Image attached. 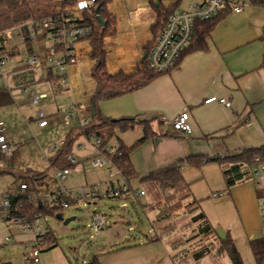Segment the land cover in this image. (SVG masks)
Masks as SVG:
<instances>
[{"label": "crops", "instance_id": "1", "mask_svg": "<svg viewBox=\"0 0 264 264\" xmlns=\"http://www.w3.org/2000/svg\"><path fill=\"white\" fill-rule=\"evenodd\" d=\"M201 1L111 0L107 4V10L114 20L113 29L103 37L108 73H132L141 66L143 53L150 49L160 32V29H156L155 32L152 30V26L156 23L157 6L176 12L191 10L194 4ZM229 1H240L241 10L235 12L231 4L225 6L212 29L203 36L206 45L204 49L198 48L202 38L201 29L197 27L190 46L188 47V43L173 69L156 75L138 90L99 102L98 107L102 115L110 118L133 117L137 121L133 127L136 132L130 141V136L128 138L122 134L119 136L117 132L118 138L125 145H131L142 136L145 123L152 132L151 137L130 153L129 161L138 175L136 177L138 182L139 176L189 156H229L240 154L246 148L264 145V3H253L250 0ZM78 14L81 15L80 12ZM47 39L34 41L30 49L22 40L14 39L10 44L9 59L5 64L0 65V120L7 125L11 147L14 144L22 147L29 140H35L33 136L30 137L32 130L47 135L59 125L67 127L65 137L68 134L77 135L76 123L80 127L81 119L91 120L93 111L88 109V106L95 92V82L91 77L94 60L90 57L92 47L88 39L84 36L74 44L73 48L78 54V59L66 67L65 82H61L60 77L54 81L47 78L49 67L56 72L48 63L33 64L39 65L42 70L43 75L39 80L36 79L35 71L25 65L30 54L44 56L50 45L49 39L45 45ZM22 84L26 85V91L23 90ZM36 89L46 94L38 105L31 102V91ZM210 96L224 97L230 101V106L217 101L205 102ZM72 105H77L79 113L74 112L71 118L66 119L64 114ZM39 109L48 117L49 123L44 127L37 124L36 114ZM184 109L188 111L190 117L189 133H182L163 123V117L171 119ZM84 136L87 140V136ZM87 143L93 147L90 157L94 155L106 157L97 154L95 147L88 140ZM108 143L110 144V140ZM112 144L117 145V142ZM55 145L59 144H54L53 148ZM14 159L13 155L12 160ZM6 161L8 160H3L0 156L1 165L5 166ZM102 167L106 169L108 179L104 182V189L94 186L97 190L105 191L123 184L122 174L111 161ZM8 169L10 172V168ZM109 171L113 172L112 176ZM181 171L185 181L190 183V191L195 198L199 193L200 183L208 186L218 209L214 220L210 214H206L211 225L214 229H220L224 237L229 235L234 240L240 255L242 256V252L251 255L255 264L250 242L261 239V221L259 193L252 177L226 189L221 169L216 162H209L200 167L185 165ZM39 174L41 172H32L31 177ZM36 176L34 179H40ZM131 180L129 181L131 188L143 189L140 182L139 186H133ZM22 182L24 181L19 184ZM15 192L22 191L18 189ZM216 192H221L222 195L213 196L212 194ZM105 199L112 202L109 207L113 223L107 224L108 227L106 225L107 228L103 232L114 229L113 235L116 239H111L112 233L103 234L98 238L100 241L87 247L79 259L71 260L58 249L60 237L49 224H46L47 230L50 229L53 233L52 239H56L58 244L50 246L48 243H42L39 264L196 263L194 262L196 259L191 257L184 261L179 259L180 252L188 243L174 247L158 233L156 228L158 222L155 220L159 219L160 213L152 207L147 194L137 199L117 197ZM105 199L95 201L92 208L95 209V205ZM36 201L39 204L43 202ZM128 202L132 206L135 203H139L141 207L143 205L144 212L156 209L152 218V228L147 230L143 229L144 227L140 228L144 230L142 235L129 233L134 228L133 225L127 230L123 228L125 215L129 214ZM78 208L70 207L59 211L63 217V212ZM68 218L70 221L75 217ZM0 219L4 221L1 217ZM10 232L12 231L7 227H0V246L16 242L25 248L34 243L30 232L15 233L11 240L6 241L5 238ZM216 243H219L218 240ZM2 262L21 264V260Z\"/></svg>", "mask_w": 264, "mask_h": 264}, {"label": "trees", "instance_id": "2", "mask_svg": "<svg viewBox=\"0 0 264 264\" xmlns=\"http://www.w3.org/2000/svg\"><path fill=\"white\" fill-rule=\"evenodd\" d=\"M110 1L111 0H95V6L90 11L83 10L82 17L76 18L72 21L69 16L66 15L65 9L75 5L77 0H0V33L15 27H20L23 34L22 41L26 47L30 49L34 41L49 39L51 32L55 31L60 24L74 22L76 25L88 29V33L85 37L88 39L92 47L90 57L94 60V64L91 69V77L95 82V92L91 97L88 109H92L94 112L91 115L89 125L80 133L86 136L91 133L98 134L102 143H108L112 137H116L117 146L121 151V155L110 156V159L113 165L125 177L131 188L129 181L138 177V175L130 164V153L135 147L151 137L152 132L150 131L149 126L145 123L142 136L134 143L127 146L120 138H118L117 132L133 129L137 121L133 117H106L101 114L98 105L102 100L110 99L142 88L160 73L153 72L148 67L146 58L142 59L141 66L132 73H108L106 68V53L103 44V37L113 29L114 24V20L107 10V4ZM250 1L253 3H264V0ZM226 5H228V3H226L218 14L212 18L203 21L196 20L194 22L193 33L188 47L195 36L197 27H200L201 29L200 37L202 38L198 48L204 49L206 47L203 36L207 35L212 29ZM155 10L157 16L156 23L152 26L154 32L156 29L161 30L168 16L174 12L172 9L166 10L160 6H157ZM98 16L103 22H105L104 24L98 20ZM48 18L58 20V24L55 25L54 28H39L41 21ZM31 29L36 30L37 33L34 38L29 35ZM56 46V50H59L60 45ZM58 77H60V75L56 74V72L49 67L47 70V78L50 81H54L58 79ZM79 134L74 136L68 134L63 140V144L56 150V154L49 158V162L55 165L59 163L63 157H66L71 150L72 142ZM107 157H109V155ZM257 157L264 159V145L246 148L242 150L240 154L229 156H189L178 160L175 163L151 171L143 176H139L138 179L145 194L151 197L152 207L156 208L160 213L159 219L155 220L158 222L161 219L168 218L169 215H171V212L175 211L182 205H185L189 210L195 207L199 208V200L194 196L192 197L190 183L185 181L182 175L181 168L183 166L190 165L200 167L209 162H216L221 169L226 189H228L232 185L252 177L251 167L256 164ZM4 172H9V169L0 164V173ZM35 176L36 175H33L32 177L34 178ZM42 176L43 174L41 173L36 177L41 178ZM8 194L10 212L13 216H23L27 219H31L35 215H40L41 217L54 216L56 215V211L59 210L58 207L49 208L48 206L39 204L38 201L24 192ZM177 196L179 198H177ZM189 196L191 198L188 199ZM182 200H186L185 203H182ZM142 207L144 206L142 205ZM190 222L194 225V227H192L193 234L187 238L186 241L177 239L173 240L171 244L176 247L185 242L189 243V241L197 238L199 239V243L194 244L191 247H185V249L180 252L179 259L183 261L188 257L198 259L212 251L214 249V241L218 240L219 243L216 247L218 253L224 251L228 256L230 264H244L234 240L229 235L220 238L203 210L191 215ZM52 237L53 233L49 229L41 235L40 241L42 243H48L50 246H55L58 243L57 240L52 239ZM200 239H202V241H200ZM203 239H206L208 242L202 243ZM250 247L255 264H264V239L261 238L251 241Z\"/></svg>", "mask_w": 264, "mask_h": 264}, {"label": "built area", "instance_id": "3", "mask_svg": "<svg viewBox=\"0 0 264 264\" xmlns=\"http://www.w3.org/2000/svg\"><path fill=\"white\" fill-rule=\"evenodd\" d=\"M231 4L233 11L238 12L241 10L242 3L240 1L229 0H202L198 4H194L191 10H182L171 13L166 19L163 27L161 28L158 36L156 37L153 45L146 53V60L148 67L157 73L169 72L173 69L182 52L190 42L193 33V24L196 20L203 21L212 18L222 9L226 4ZM95 6V0H85L79 2L71 7L65 9L66 15L74 21L76 18H81L83 10L90 11ZM80 12V16L78 13ZM58 24V20L48 18L42 20L39 28H54ZM88 33V29L76 25L74 22L68 24H60L55 31L50 34V45L47 48L43 57L36 54H30L25 61L27 68H31L36 73V79L42 78V70L39 65H33L35 63H48L53 66L60 75L61 82L66 81L65 69L69 64L74 63L78 59V54L74 51V44ZM36 30L31 29L29 35L34 38L36 36ZM14 39L22 40L23 34L20 27H15L0 33V65L5 64L9 59L10 44ZM56 45H60V49L56 50ZM26 85L22 84V88L26 91ZM46 94L39 89L31 91V102L38 105L42 98ZM217 101L226 106H230V101L224 97L210 96L205 99V102ZM79 113L77 105H72L70 109L64 114L66 119L72 117L73 113ZM37 124L41 127L46 126L49 121L46 113L39 109L36 114ZM163 123L171 126L173 129L182 133H189L191 131L190 117L186 109L180 111L176 116L171 119L162 118ZM89 125L87 119L80 120V127L85 129ZM87 140L93 144L96 153L99 155H106V157H99L94 155L91 157L90 162L93 167L99 168L110 162V156H120L121 151L117 145L102 143V140L98 134H88ZM55 145L54 149H58L62 144ZM109 155V157H107ZM0 156L3 160H10L13 157L11 150V144L8 141L7 125L3 120H0ZM68 165H73L76 159L73 155L68 154L66 156ZM256 164L251 167L252 179L256 190L258 191V204L260 212V236L264 239V159L256 158ZM120 173V171L118 170ZM55 177L60 182L64 180L69 173L68 166L61 167L54 172ZM110 176L113 175L112 171H109ZM121 174V173H120ZM122 185L118 187H112L105 191H99L94 186H76L74 188H67L62 186L50 199V201H43L41 204L48 206L49 208L58 207L60 209H68L70 207H79L80 205L89 206V222L86 224V231L89 236H97L100 231L105 228L108 223V217L105 213L96 211L92 208V204L100 199L108 197H117L121 199L134 198L137 199L140 196L145 195L143 189L130 188L125 177ZM19 190L22 192L28 189L25 182L19 184ZM213 196H221L222 193H213ZM56 211L55 214L60 213ZM0 217L7 221L8 224L15 228L14 232L7 234L5 240H11L15 233L30 232L33 235L34 243L27 245L24 248L21 257V264H39L40 263V248L42 242L40 241L41 235L47 231V226L41 222V216L35 215L31 219H27L23 216H13L10 212L9 194L6 193L0 196ZM0 264H3L0 261Z\"/></svg>", "mask_w": 264, "mask_h": 264}, {"label": "rangeland", "instance_id": "4", "mask_svg": "<svg viewBox=\"0 0 264 264\" xmlns=\"http://www.w3.org/2000/svg\"><path fill=\"white\" fill-rule=\"evenodd\" d=\"M45 41H47L45 42V45H47L48 39ZM66 128V126L59 125L47 135H41L38 131L36 132L35 130H32L30 137L33 136L35 140H29L22 147L17 144H14L11 147L15 159H10L4 162L5 167L10 168V172L0 173V196L6 193L18 191V185L21 181H24L28 186V190L24 193L31 196L35 200L42 201H50V199L53 198V195L56 194L58 189H60L63 185L66 187H74L88 184L99 187L101 190L105 188L104 182L108 179V173L103 167L95 168L91 165L90 153L93 151V147L87 143L84 134H79V132H81V127H79L77 123L75 130H77L79 135L72 142L71 150L69 152V154L76 158L77 163L68 166L69 173L61 182L55 177L54 172L62 166L68 165V161L66 157H63L59 163L50 165L48 159L56 154V150L53 148V145L59 144L61 140L65 139V134L67 133ZM135 132L136 129L133 128L123 132H118V135L120 136L122 134L127 138L130 136V141V139H133ZM115 141L116 137H112L110 139V144ZM32 172H41L43 173V177L40 179H34L31 177ZM131 184L133 186L140 185L136 178L131 180ZM207 187L208 186L204 185V183H200L198 185L199 193L196 197L199 200V208L195 207L189 210V208L185 207V205H182L175 211L171 212V215H169L168 218L158 221V225H156L158 233L164 236L169 242L177 239L186 241L187 238L193 234L192 227H194V225L190 222L191 215L203 210L205 214H210L214 220L218 213V209L215 206V198L211 197ZM178 196L177 198H179ZM147 197L151 201V197L149 195H147ZM189 198L191 197L189 196L188 199ZM186 200H182V203H185ZM110 203H112L110 200L105 199V201L99 202L97 206L95 205L94 209L107 214L109 218L108 221H110L107 223L108 225L113 223L110 215L112 213L111 208L109 207ZM113 205H115V203H113ZM127 210L129 211V214L125 215V219L123 218L125 221L127 220V222H123V228L125 227L124 229L127 230L133 225L134 228L131 229L129 233L132 235H142L144 230H141L140 228L144 227L143 229L146 230L147 228H152V218L154 217L156 209H150L144 212L139 203H135L132 206L130 202H128ZM70 216H74L75 218L71 219L67 223H64V220ZM41 222L44 226L49 224L50 227L56 231V234L61 240L58 249L62 250L63 253L71 260L74 258L76 260L79 259L84 254L85 249L96 243L99 240L98 238H100L103 234L111 235L112 233L110 236L111 239H116L113 235L114 229L103 232L108 225L103 228L97 236H89V233L85 231V225L89 222L88 205H80L78 209H69L66 212H63L62 219H56L52 216L41 217ZM1 226L7 227L12 232L15 230V228L8 224L7 221H2L0 219V227ZM200 241H202V239H200ZM207 242L208 241L206 239H203L202 243ZM198 243L199 239L197 238L186 244L191 247L192 245ZM217 245L218 244L215 240L214 249L202 257L194 260V262H196L195 264H230L228 256L224 251L221 253L216 251ZM23 251L24 246L22 244L16 242L3 244L0 246V261L9 260L12 262H20ZM242 256L244 262H246L245 264H253L251 255L244 254V252H242Z\"/></svg>", "mask_w": 264, "mask_h": 264}, {"label": "water", "instance_id": "5", "mask_svg": "<svg viewBox=\"0 0 264 264\" xmlns=\"http://www.w3.org/2000/svg\"><path fill=\"white\" fill-rule=\"evenodd\" d=\"M96 11H97V10H96ZM98 20H99L100 22H102V24L105 23V22H103V21L100 19L99 16H98ZM145 57H146V52L143 53V55H142V59H145ZM93 112H94V110H93ZM55 217L58 218V219H62V216H61L60 213H57V214L55 215ZM68 221H69V218L65 219V220H64V223H67ZM216 231H217V234H218V236H219L220 238H224V234L222 233V231H221L220 229H216Z\"/></svg>", "mask_w": 264, "mask_h": 264}]
</instances>
